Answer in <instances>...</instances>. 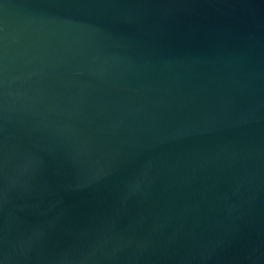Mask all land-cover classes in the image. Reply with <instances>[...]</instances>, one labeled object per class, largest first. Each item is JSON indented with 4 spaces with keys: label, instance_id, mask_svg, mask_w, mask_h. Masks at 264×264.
I'll return each instance as SVG.
<instances>
[{
    "label": "water",
    "instance_id": "obj_1",
    "mask_svg": "<svg viewBox=\"0 0 264 264\" xmlns=\"http://www.w3.org/2000/svg\"><path fill=\"white\" fill-rule=\"evenodd\" d=\"M0 264H264V0H0Z\"/></svg>",
    "mask_w": 264,
    "mask_h": 264
}]
</instances>
